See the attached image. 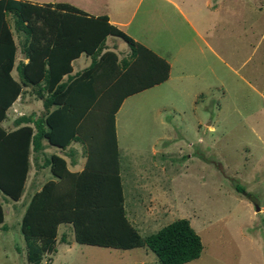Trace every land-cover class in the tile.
Returning a JSON list of instances; mask_svg holds the SVG:
<instances>
[{
  "label": "rangeland",
  "instance_id": "obj_1",
  "mask_svg": "<svg viewBox=\"0 0 264 264\" xmlns=\"http://www.w3.org/2000/svg\"><path fill=\"white\" fill-rule=\"evenodd\" d=\"M44 1L58 0L41 4ZM145 1L132 15L130 26L141 17ZM151 1L157 9L155 22L171 13L164 0ZM247 1L234 0V9L226 12L190 10L197 28L205 33L210 29L214 39L220 30L225 45L221 57L227 64L218 61L213 68V54L190 53V46L200 39L185 25L175 36L184 47L178 53L177 48L163 53L171 62L169 78L126 95L113 113L127 222L144 236L175 218H187L202 248L197 257L180 264H264V101L258 95L264 88V53L260 62L251 51L257 34H246L250 29ZM229 3L226 0L224 5ZM262 11L256 17H264ZM5 18L12 22L10 13ZM15 40L20 49V39ZM79 64L72 62L74 69ZM228 64L239 69L233 72ZM31 89L23 86L16 103L25 115H40L44 109L39 96L25 92ZM6 109L0 121L4 129L13 124L15 105ZM42 143L48 152L50 144L45 138ZM39 150L29 146L19 198L1 199L6 228L0 226V264H29L19 221L33 191L49 177L47 168L34 164L36 155L42 161ZM82 163L70 169H80ZM61 233L65 241L60 240ZM55 234L54 250L44 253L38 264H159L144 245L123 249L78 243L68 223L58 224Z\"/></svg>",
  "mask_w": 264,
  "mask_h": 264
},
{
  "label": "trees",
  "instance_id": "obj_2",
  "mask_svg": "<svg viewBox=\"0 0 264 264\" xmlns=\"http://www.w3.org/2000/svg\"><path fill=\"white\" fill-rule=\"evenodd\" d=\"M7 13L13 29L22 34L27 58L15 65ZM107 34L124 39L128 53L118 58L103 50ZM80 51L90 55V62L70 73V60ZM167 70L162 57L109 23L105 14L86 15L65 1L0 0V121L26 85L41 97L45 111L18 116L11 130L0 125V192L13 201L19 198L29 146L42 149V138L60 148L79 141L86 151L79 171L70 170L64 157L53 152L39 165L47 166L51 176L32 193L19 221L29 264H38L44 253L54 250L60 223L70 224L78 243L123 249L144 245L159 264H180L199 255L201 239L187 218H175L141 236L124 212L113 113L123 97L165 79ZM88 115H94L97 127L82 125ZM0 226L6 228L1 201ZM60 240L65 241L64 233Z\"/></svg>",
  "mask_w": 264,
  "mask_h": 264
},
{
  "label": "crops",
  "instance_id": "obj_3",
  "mask_svg": "<svg viewBox=\"0 0 264 264\" xmlns=\"http://www.w3.org/2000/svg\"><path fill=\"white\" fill-rule=\"evenodd\" d=\"M30 1L35 2L37 0H34V1L30 0ZM64 1L78 7L79 9L84 11L86 15L96 16L99 14H105L107 16V21L109 23L115 25L118 29L128 34L130 37L133 38L134 41L146 46L147 48L151 49L155 54L162 57L168 63V70H167L166 78L159 81L160 83L169 78V72H170V66H171V62L169 61V59H167V56L163 53H165V51L168 48H177L176 53H178V51H180L182 47H184L182 46L183 40H179L178 36L176 39L175 36L179 34L178 32L185 30V25L192 30L193 34H195L197 38L200 39L197 41V44L193 43L190 46V53L192 52L194 53L193 55H197V56L198 54L203 56L205 55L206 52H208L207 54H210V53L213 54L214 55L213 68H214V65L218 61L221 63L223 62V65L227 64L225 60H223V58L221 57L220 50L223 49L225 45H223L222 43L224 41L222 40L224 39V37L223 35L220 34V30L217 29V39L212 38L211 35H209L210 29L208 33H205L204 28L199 27V26L197 28V26L193 24V19L190 16L192 11L190 10H194V9H198L202 7V8H206L207 12L215 13V11H217L218 8L226 12V11L231 10V8L234 9V5H235L234 0H230V3L228 5H224L226 0H164L166 3L171 5V7L169 8L171 13H168L162 19L158 18V20L156 21L157 23L152 18L154 9L156 10V13H157V9L154 8V5L152 4L151 0H146L145 3H143L142 8H141L142 9L141 17L132 26L129 25V21L132 19V15L135 13V11L141 6L142 0H69V1L64 0ZM42 2L43 0H38L37 3H42ZM44 2H47V1H44ZM247 2H248V11H249L248 21L250 24L249 25L250 29L246 31V34H248L249 37L252 35L254 36L255 35L254 33L257 34L254 37V39H257L255 41V45L253 41L251 40V42L253 43L252 46L254 45L253 46L254 49H251V51H254V53H257L259 61L261 62V58H262L261 53H264V17L262 18L256 17V14L257 12H263L262 8H264V0L262 2L261 1L258 2L257 0H248ZM234 12L235 11L232 10V13ZM167 18H170V19H167ZM218 20H220L221 22L223 21L219 17H218ZM258 21L262 22L259 27L257 24ZM7 23L9 25V28L11 29L15 44H16L15 37H18V39H20V42L22 44V41H21L22 34L17 33L13 29V27L11 26L12 22H9L7 20ZM183 24H184V27L182 28ZM220 35H221V40H220ZM237 35L240 36V33H236L235 37H237ZM116 37H120V36H117L114 34H107L105 36V40H104L105 47H103V50L104 49L112 50L116 53L117 57L119 58L128 53L129 47L124 39L120 37L124 41L123 43L121 40L119 41V39H117ZM173 40L175 41V44L171 43ZM108 41L112 42L113 45H109ZM166 42L168 43V46L165 45ZM21 44H20V49L19 47H17V44H16V49L14 53V61H13L14 65L19 61L25 62L27 59L24 55V51L21 48ZM154 45H156L157 48H160L162 52L157 50V48L155 49ZM90 59L91 57L89 54L85 53L84 51H80L77 56H75L74 58L70 60V66H71L70 73H74L80 70L81 68H83L84 66H86L90 62ZM75 60L79 61L80 64L79 66H76V68L74 69L72 62ZM14 65L11 69V74L16 79L18 78V75L16 73ZM238 66H241V64H239ZM208 67H209V64L207 63V68ZM228 67L233 72H237V70L239 69L235 67L232 68V66H230L229 64H228ZM216 76L220 78L219 74H217ZM65 77H66V74H62V78H65ZM159 82H156L154 84H157ZM246 82L250 85L248 81ZM25 87L26 89H30V85L24 86V89ZM32 89H31L32 92L27 91V90L25 92L27 93L35 92V90L33 91ZM258 93H259L258 94L259 97L264 101V88H261L260 90H258ZM19 97H20V94H18L17 97L10 104L12 106L15 105L14 113L13 115H11L12 120L16 119L18 116L22 114H25V112L22 111L23 109L22 106L16 103ZM37 98L38 100L41 101V98L40 99L39 97ZM194 101H196V98L194 99ZM93 116L91 117V115H88L87 117L83 118L82 125H85L86 128L97 127L99 124L96 122L95 119H93ZM12 123H13L12 125H9V124L6 125L5 129L11 130L15 128L16 124L14 122ZM113 127H114V116H113ZM44 147L45 146L43 145V148L39 150L41 152L42 161L45 156L53 152V153H57L64 157V159L66 160L67 167L69 169L71 166L76 165L78 162L80 163L81 161H83L82 166L84 164L85 157H86V151L84 150V147L82 146V143L80 142H77V141L70 142L64 148H60L58 146L50 144V147L47 148L49 153L45 151ZM42 161L37 159V155H36V160L34 164L39 166L42 163ZM43 167L47 168L48 173H49L48 167L47 166H43ZM80 169H76V170H80ZM48 178H50V173H49ZM2 198H6V196H4L0 192V201Z\"/></svg>",
  "mask_w": 264,
  "mask_h": 264
},
{
  "label": "water",
  "instance_id": "obj_4",
  "mask_svg": "<svg viewBox=\"0 0 264 264\" xmlns=\"http://www.w3.org/2000/svg\"><path fill=\"white\" fill-rule=\"evenodd\" d=\"M255 209H258V205L255 206Z\"/></svg>",
  "mask_w": 264,
  "mask_h": 264
}]
</instances>
